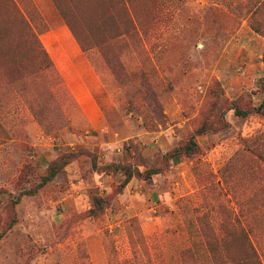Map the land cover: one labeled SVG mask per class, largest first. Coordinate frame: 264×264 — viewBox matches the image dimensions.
Returning <instances> with one entry per match:
<instances>
[{
    "label": "rangeland",
    "instance_id": "obj_1",
    "mask_svg": "<svg viewBox=\"0 0 264 264\" xmlns=\"http://www.w3.org/2000/svg\"><path fill=\"white\" fill-rule=\"evenodd\" d=\"M262 78L264 0H0V264L264 263Z\"/></svg>",
    "mask_w": 264,
    "mask_h": 264
},
{
    "label": "trees",
    "instance_id": "obj_2",
    "mask_svg": "<svg viewBox=\"0 0 264 264\" xmlns=\"http://www.w3.org/2000/svg\"><path fill=\"white\" fill-rule=\"evenodd\" d=\"M254 26V25H253ZM255 28L256 32L261 33V29L259 27H253ZM37 50L39 53H43L46 56H48V53L43 49L41 43L38 45ZM84 51V50H83ZM262 93H263V100L257 107H246L241 108L237 104L232 105V109L234 110L235 114L237 116L241 117H248L251 115H261L264 116V78L260 81ZM208 132L206 127H200L194 131V133L191 135V137L183 144L177 145L173 150H171L169 153L165 155L167 159H174L180 156H186V157H192L200 152L199 144L196 140V137L199 135H202L204 133ZM71 158L67 157L66 155L60 157L59 159L53 161L49 167L47 174L43 177L41 183L38 185L36 189L28 191V194L32 195L35 194L38 189L42 188L43 186L50 183L52 180L55 179L57 174L64 169V167L70 162ZM110 167L114 171H120L124 175V181L120 185V188H124L134 177H144L146 179L151 178L154 175L160 174L162 171L160 168H152L147 169L143 173H140L139 171H135L134 169H131V166L129 165H110ZM107 204V199L98 198L95 199V206L96 208H101ZM3 234H0V237H2ZM212 249V248H211ZM250 249L252 253V257L255 259L257 264H264L258 251L255 249L254 244H250ZM214 252V251H213Z\"/></svg>",
    "mask_w": 264,
    "mask_h": 264
}]
</instances>
